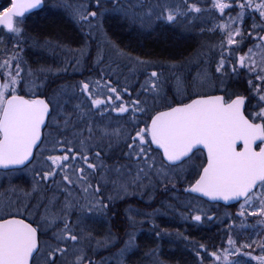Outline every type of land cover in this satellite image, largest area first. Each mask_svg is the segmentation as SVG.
<instances>
[{
	"label": "snow or ice",
	"instance_id": "obj_1",
	"mask_svg": "<svg viewBox=\"0 0 264 264\" xmlns=\"http://www.w3.org/2000/svg\"><path fill=\"white\" fill-rule=\"evenodd\" d=\"M111 5L99 13L84 4L65 8L89 34L106 12L141 27L190 23L210 14L215 22L207 31L218 39L202 43L189 59L199 69L195 75L176 74L182 65L171 64L170 86L162 72L149 71L156 62L129 57L113 45L132 63L136 85L120 86L117 80L114 86L102 72L99 79L49 91L21 55V43H38L27 35L25 20L44 0H10L0 10V34L13 38L11 48H0V177L32 178L28 190L9 183L0 193V264H96L88 245L95 240L97 248L108 249L120 238L109 231L96 239L86 227L89 218L107 217L116 201L154 199L177 184L187 185V195L239 203L218 247L194 246L197 264H264V0H111ZM95 7L103 8L102 0ZM103 59L98 51L96 63ZM77 94L83 99L69 108ZM114 151L119 156L106 163ZM196 211L190 218L201 222L206 213ZM126 212L131 228L136 217L155 214L132 207ZM237 220L251 231L244 241L236 234ZM124 235L123 247L112 254L118 264L136 247L134 233L126 228ZM257 249L259 255H253Z\"/></svg>",
	"mask_w": 264,
	"mask_h": 264
},
{
	"label": "trees",
	"instance_id": "obj_2",
	"mask_svg": "<svg viewBox=\"0 0 264 264\" xmlns=\"http://www.w3.org/2000/svg\"><path fill=\"white\" fill-rule=\"evenodd\" d=\"M3 1L2 5H0V10H3L4 7L10 4V0ZM92 1L94 2L95 0H90L87 4L90 6V10L97 11V8L91 3ZM104 1H106V4L103 3V6L108 8L112 6L111 0ZM105 18L107 19V17ZM106 19L104 21V26L106 32L112 39L110 43L114 44L124 53L139 57L140 59L175 63L178 62V60L188 57L197 46V41L191 39L190 33L188 31H182L178 25H168L163 22H157L153 29L143 32L136 27L129 28L127 25L122 26L118 24L113 20L116 19L114 17ZM25 26L28 36L36 38L38 42L44 40L51 42L58 45L59 48L80 49L87 38L83 34L82 29L75 25L71 19L61 13H57V11H48L45 7V3L43 10L27 17ZM31 42H33V40L29 39L26 43H22L21 45L23 48L21 55L24 58L25 65L34 70H37V67H47L52 64L55 65L54 68H62L65 65L66 72L63 74V77L67 82H69V80L77 81V79L72 76L77 73L75 68L79 67L77 66L76 58L70 56L62 57L63 54L59 53L60 50L58 48H56L55 51L53 50L51 58L45 54L46 52L32 53L30 47ZM4 46L11 48L10 40L7 41ZM109 60V58H104L99 64L90 62L92 65L94 64L92 66L93 69L89 70L91 71L90 74H85L93 75V77L88 79H95L98 77L99 73L104 72L103 69L101 70V67L106 65ZM80 63L83 68L91 66L87 61L82 60ZM82 71L84 72V70ZM54 78L49 75L48 81H46L47 84L51 83L52 87L55 86V84H52L54 82L52 79ZM62 82L63 81H60V85H62ZM161 210H163L162 221L168 219L169 216L166 213V206ZM175 221V226L180 223L177 222L178 220ZM203 223L204 222H202V224ZM163 226L165 232L163 236H161L162 239H158L157 248L153 246L156 240L150 237L146 238L140 236L137 242L138 247L133 251L131 260L134 257L135 260L138 261V264L140 261H148V263L151 264L149 256L155 255L156 261H159L160 264H197L198 258L196 257V250L194 247L196 244L204 243L208 245L209 250H212L213 246L218 247L224 239V228L220 223L214 224L211 221V231L209 233L199 229V226L192 227V225L187 226L182 223L179 224L178 230V228L175 229L171 221L164 223ZM192 228H194L195 232ZM137 231L138 229L134 232ZM175 231L185 233L187 240H185V237L180 239L178 236H175L178 234L175 233ZM240 239L244 241L242 240L244 238L240 237ZM145 248H147V250ZM156 249L158 252L154 251ZM253 255H259L258 249L253 252ZM206 264H210V262L206 261ZM251 264H256V262H251Z\"/></svg>",
	"mask_w": 264,
	"mask_h": 264
},
{
	"label": "rangeland",
	"instance_id": "obj_3",
	"mask_svg": "<svg viewBox=\"0 0 264 264\" xmlns=\"http://www.w3.org/2000/svg\"><path fill=\"white\" fill-rule=\"evenodd\" d=\"M90 0H45V7L48 11H57V13H61L64 16H66L67 18L71 19V21L77 25L78 27H80V29H82L83 34L87 37L86 40L84 41L83 46L80 49H66V48H62L56 44H53L51 42L48 41H40L38 43H30V47H31V51L32 53H40V52H46L45 54L51 58L52 57V52L53 50L55 51L56 48H58L60 50V54H63L62 57H66V56H70L72 58H79L80 62L83 61H87L88 64H90L91 66L83 68V66L81 65V63L77 64L76 67V72L78 74H81L77 81L73 80L67 82L66 79L63 77V74L66 72V66L64 65L62 68L59 67H55V65H49L47 67H37V70H33V72L35 73V78L37 79L38 82L40 83H44L46 81H48V76L51 75L54 79H52V81H54L52 84H55V86H53L52 88H56L57 86L60 85V81L62 82V85H71L72 83H77L79 81H81V78H92L93 75H86L90 74L92 70V65L91 63H96L97 60V53L98 51H102L104 53V58H109L110 61L108 63H106V65H104L103 67H101L102 69H106V71H108V68L111 69V71L114 73V75H121V74H130V82L127 80V82H129L132 86L136 85L137 83V75H134L131 71L132 69V63L129 62V60L124 59L119 57L116 52L113 49V45L110 42H108L105 38V32L102 28L101 25V21L104 18L103 16L99 19V21H93L94 24L99 23L100 27L99 28H95L91 30V34H89V28L87 26L81 25L79 23H77V21L70 15V12L67 8H65V4H71V5H76V4H84L86 6H89L87 3H89ZM4 1L0 0V5H2ZM125 2H129V0H125ZM131 2H135V0H131ZM176 2H179V0H176ZM93 3V6H95V1L91 2ZM102 3L106 4V2L104 0H102ZM202 3V0H201ZM90 7V6H89ZM111 8V7H110ZM109 8V9H110ZM97 12H102L103 10L100 9H96ZM106 14H110V17H114L116 19H122L125 22L129 23V28L132 27H136L139 28L141 30H143V32H147L151 29H153V27L157 24V22H154L152 24L151 27L146 28L147 26H145L146 29H144L143 27L140 26L139 23H132L129 20L125 19L121 14L119 13H113V12H106ZM216 15H219L218 13ZM234 15V13H233ZM215 22V17L212 15H205V16H201L198 19L189 22H181L180 24H178V26L181 28L182 31H188L190 33V37L192 40L197 41V46L196 48L193 50V52H191V54L188 57L183 58L182 60H178V62H175V64H180L182 65V67L180 69L177 70L176 74H182V75H195V73L199 70L195 60H192L191 63H189V59L195 57V54L200 50V46L202 43L204 42H212L218 39V36H214L212 33L208 32L207 29L212 27V23ZM252 21L249 19L246 23V27L251 25ZM205 29V31H201V29ZM182 34L184 35V33L182 32ZM11 42V45L13 43V38L10 37L9 35L6 34H0V48L5 47L4 45L6 44L7 41ZM47 42V43H45ZM22 45V43H21ZM115 46V45H114ZM116 47V46H115ZM117 48V47H116ZM83 49L86 52V55H84L82 58L79 55L80 50ZM122 51V50H121ZM128 55V54H127ZM129 57L135 58V56L132 55H128ZM24 59V58H23ZM146 60V59H143ZM108 61V60H107ZM148 61H153V60H148ZM91 62V63H90ZM156 62V68L152 69L150 68L149 71L151 70H157L163 73L164 78L168 79V84L169 86L172 83L171 77L173 75V71L170 68V65L173 63H169V62H157V61H153ZM97 64V63H96ZM26 68H30L27 65H25ZM46 69L47 71L45 72H41L40 69ZM84 70V72L82 71ZM83 74V75H82ZM106 74V73H105ZM110 75H113L112 73ZM83 79V80H85ZM138 79L140 81L143 80V76H138ZM65 80V81H64ZM171 92H169V95L171 96ZM135 95V93H134ZM182 185V184H181ZM164 201H172L175 199V201H179L180 206H186L188 204V200L184 199V200H180L182 198H180L178 195L174 194L173 192H164ZM91 221L93 220H87L86 222V226L87 225H91ZM209 220H202L201 222H208ZM212 223L214 224H218L220 223L221 226L225 229L226 226L230 223H232V220H210ZM168 221H165V223H167ZM176 222V221H175ZM177 222H180L179 224H185V222H188V224L192 225V227L197 226V222L193 221V220H178ZM250 223H255L254 219L250 218ZM179 224H177L175 226V229L178 228ZM239 220L236 221V225H237V230H236V234L239 235V237L244 238L242 240L247 239V237L251 234L250 230H244L241 229L239 227ZM165 226V225H164ZM194 231V228H192ZM179 230V228H178ZM195 232V231H194ZM175 233H178L175 236H178L180 239L186 237L185 233L182 232H177L175 231ZM179 239V240H180ZM187 240V239H185ZM95 248V243L94 241H92L91 244L88 245L89 251L87 253L89 258L93 257V254H95L94 250H92V248ZM245 260H248L249 258L245 257L243 258ZM149 260L151 262V264H160L159 261H156L155 255H150L149 256ZM251 262H255V261H251ZM132 264H138V261L135 260V258L133 257L132 259ZM139 264H149L148 261L146 262H139Z\"/></svg>",
	"mask_w": 264,
	"mask_h": 264
},
{
	"label": "flooded vegetation",
	"instance_id": "obj_4",
	"mask_svg": "<svg viewBox=\"0 0 264 264\" xmlns=\"http://www.w3.org/2000/svg\"><path fill=\"white\" fill-rule=\"evenodd\" d=\"M104 70V79H107L109 76H111V79L114 83L117 80L120 82V86H131V78L130 74H121V75H114V73L111 71L110 68H108V71L106 69ZM102 73V72H101ZM101 73H99L98 77L95 79H99L101 77ZM106 73V74H105ZM113 75H110V74ZM81 74L76 73L75 75H72L76 79ZM130 82H127V80ZM80 80H83L82 78ZM78 83V82H77ZM76 84L72 83L71 85ZM48 90L50 91L52 89L51 83L47 84ZM83 98L80 97L78 94L75 98L71 99L69 102V108L75 103H77L79 100H82ZM115 114H113L114 116ZM110 159L106 161L108 164L114 163V160L116 157L119 156V151H114L111 154ZM120 163H126V161L121 160ZM32 182V178L29 175L24 174H16L10 178L0 177V193H2L5 189L8 188L9 183L12 185H15L18 189L28 190L30 188ZM185 184H177V189L174 191V194L178 195L180 200L187 199L188 201H192V206L188 207L186 206H180L179 201H164V194L163 190H160L155 193L154 199H150L149 196H144L141 198L139 195L136 196H130L126 200H119L114 203L113 211L108 214L107 217L103 216H92L88 220L91 221V225H87L86 227L90 229L96 239H103L104 236L111 231V233L114 236H117L120 238V242L115 246L108 249H105L103 247L97 248L95 245V248L93 247L92 250H94L95 254H93V257L91 258L96 262V264H100V261L105 258H111L112 264H118L116 259L112 257V254L117 252L120 247H123V241L127 239V237L124 235V231L127 228L128 231H131L135 235V244L136 247L133 251L136 250L138 247V239L140 236L143 237H150L153 240H156L154 243V247L157 248V242L158 239H162L161 236H163L164 226L163 224L165 221H171L172 224L175 226V220H192L190 218L191 215L198 214L196 209L201 208L206 213L203 220H208L207 216H213L214 219L212 220H231L228 217L231 215H234L238 208L239 203L236 202L232 205H222L220 203H211L208 202L200 197H196L193 195H187L183 192V188L186 187ZM110 193L109 189H105V194L108 195ZM16 195L22 196V192L16 193ZM15 198V197H13ZM63 199V197H61ZM166 206V213L168 214V219L162 221V211L163 207ZM132 207L135 209H138L141 213H155L151 217L148 216H139L136 217L137 223L135 225V228L127 227L129 225V221L127 219V212L126 209ZM158 210V211H157ZM183 213V216L181 215ZM79 213H77L78 215ZM227 214V215H226ZM187 217V218H185ZM72 221L74 222L76 220V215H73L71 217ZM139 221H143V223H140ZM184 225L190 226L188 222H185ZM197 226H199V229L203 231H207L209 233L211 231L210 226V220L208 222H197ZM138 229L137 232L133 231ZM159 233V235H157ZM95 243V240H94ZM147 250V248H145ZM133 251L127 256L125 264H132L131 256ZM155 252H158V250H154Z\"/></svg>",
	"mask_w": 264,
	"mask_h": 264
},
{
	"label": "bare ground",
	"instance_id": "obj_5",
	"mask_svg": "<svg viewBox=\"0 0 264 264\" xmlns=\"http://www.w3.org/2000/svg\"><path fill=\"white\" fill-rule=\"evenodd\" d=\"M106 2V1H105ZM104 8H108V7H106V6H103V8H100V10H104ZM54 12H56V11H54ZM110 14H104V18L102 19V21H101V25H102V28H103V30H104V32H105V38H106V40L108 41V42H110V41H112V39H111V37L108 35V33L106 32V29H105V26H104V21H105V17H107V19H109V18H111L110 16H109ZM106 19V20H107ZM113 20H115V22H117L118 24H120V25H122V26H126L127 25V27H129V23L128 22H125L124 20H122V19H113ZM132 27V26H131ZM130 27V28H131ZM144 29H146V28H148V27H143ZM139 29V28H138ZM141 30V29H140ZM131 31H133V30H131ZM143 31V30H142ZM110 61V60H109Z\"/></svg>",
	"mask_w": 264,
	"mask_h": 264
},
{
	"label": "water",
	"instance_id": "obj_6",
	"mask_svg": "<svg viewBox=\"0 0 264 264\" xmlns=\"http://www.w3.org/2000/svg\"><path fill=\"white\" fill-rule=\"evenodd\" d=\"M43 8H44V6H43ZM43 8H42V9H38V10H34L33 13H36V12H39V11L43 10ZM33 13H32V14H33ZM29 15H31V14H29ZM29 15H28V16H29ZM192 195L198 197L197 194H192ZM200 198H202V199H204V200H206V201H208V202H211V203H220V204L225 205V206L232 205V204L236 203V201H230V202H224V201H210V200H208V199L205 198V197H200Z\"/></svg>",
	"mask_w": 264,
	"mask_h": 264
}]
</instances>
